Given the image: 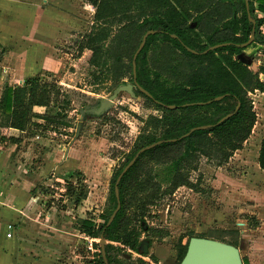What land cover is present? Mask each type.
<instances>
[{
  "label": "trees",
  "instance_id": "trees-1",
  "mask_svg": "<svg viewBox=\"0 0 264 264\" xmlns=\"http://www.w3.org/2000/svg\"><path fill=\"white\" fill-rule=\"evenodd\" d=\"M257 2L258 9L264 12V0ZM91 3L97 26L82 36L78 47L91 49L92 83L100 78L97 70H105L112 87L124 83L126 77L133 82V54L143 34L153 31L147 34L135 58V80L150 95L137 87L134 90L135 95L144 97L161 113L144 119L133 147L124 153V159L113 171L99 221L88 213L77 220V229L92 241L95 249L83 264H125L131 253L140 251L143 230L150 238H162L168 233L147 224L150 207L178 186H192L188 174L196 168L198 157L204 155L224 162L251 134L256 111L248 93L255 89L264 91V81L236 55L245 48L241 44L250 34L258 33L262 19L253 13L252 0H248V9L245 0H91ZM188 5L192 6L194 16L187 12ZM189 18L193 19V26L188 24ZM218 43L226 44L208 48ZM2 53L0 47V56ZM62 96L55 82L38 76L20 85H5L0 96L1 124L19 130L29 125L42 130L69 126L70 120H64L63 112L69 100L66 96L61 99ZM216 96L221 98L216 100ZM51 103L58 107L55 114L39 115L32 109L34 105L48 107ZM203 107L212 113L200 110ZM33 117H41L43 123L33 121ZM199 125L205 127L183 136ZM151 143L154 145L139 152L117 180L136 152ZM258 161L264 170V138ZM153 165L164 166L166 187L162 188L155 179ZM115 187L120 207L108 222L117 205ZM65 193L74 196L78 203L86 196V188L66 182ZM102 240L104 253L100 248ZM185 249L186 242L180 239L176 264ZM135 262L150 264L143 253Z\"/></svg>",
  "mask_w": 264,
  "mask_h": 264
},
{
  "label": "rangeland",
  "instance_id": "rangeland-1",
  "mask_svg": "<svg viewBox=\"0 0 264 264\" xmlns=\"http://www.w3.org/2000/svg\"><path fill=\"white\" fill-rule=\"evenodd\" d=\"M73 1L81 9L79 19L82 20L83 28L69 29L68 35L62 38V44L53 52H61L66 57L67 62H62L64 71L61 72L66 73L67 81L75 87L60 84L58 74L53 72L41 76L49 82H55L69 100V106L63 112L66 114L64 120H70V131L62 125L53 132H42L35 128L32 134L24 133L25 140L19 143L21 161L25 156L29 157L28 162L27 159L23 161V167L30 173L34 171L36 177L32 193L36 196L41 214L48 211L66 221L61 227L67 230L66 240H60L62 245L59 247L53 245L54 253L57 254L54 264H83L92 257L95 251L91 246L92 241L83 234L77 236V220L88 213L99 221L98 214L107 192L105 188H108L113 171L124 159V153L133 147L135 138L142 131L144 119L150 114L161 113L144 97L135 95L134 88V94L125 89L114 92L117 86H111L112 81L105 70H95L100 78L92 83L91 72L94 68L87 60L89 51L82 54L78 63L72 61L80 55L77 45L91 26L93 13L91 0ZM255 1L252 0L253 7ZM255 39L242 51L251 60L252 69L264 66V53L258 51L257 45H264V37L258 32ZM124 81L130 82L128 77ZM259 104L257 109L264 107V101L260 100ZM49 107H53V103ZM200 110L212 113L206 107ZM54 111L55 114L58 107ZM251 140L255 139L250 138L224 162L199 156L196 168L188 174L192 186H178L150 207L147 222L152 221V225L149 223L151 226L168 233L162 238H150L149 233L143 230L139 245L142 251L132 253L126 263L136 264V258L143 253V257L149 258L150 264H162L157 253L160 255L161 249L169 247L175 258L172 264H176L180 241L176 240V236L181 234L184 236L183 241L197 235L232 243L238 247L244 264H264V174L255 163L257 140ZM75 143L77 151L72 152L71 158L67 156L70 161H66L67 158H63L65 149L73 147ZM67 170L73 171L69 174ZM64 173L67 178L63 177ZM153 173L161 187H166L167 182L163 180L164 166L153 165ZM66 182L86 188V197L80 203L76 204L74 196L65 193ZM48 218L43 222L48 224L55 219H51V215ZM41 229L44 232L64 233L57 226L48 228L46 225ZM0 243L2 246L8 243L4 231ZM119 258L123 261L121 256Z\"/></svg>",
  "mask_w": 264,
  "mask_h": 264
},
{
  "label": "crops",
  "instance_id": "crops-1",
  "mask_svg": "<svg viewBox=\"0 0 264 264\" xmlns=\"http://www.w3.org/2000/svg\"><path fill=\"white\" fill-rule=\"evenodd\" d=\"M257 4L258 2L255 1L253 13L256 17L261 12ZM92 12L91 26L86 33L93 31L97 26L94 20V6ZM187 12L192 13V16H194L192 6L188 7ZM80 16L81 9L77 7L73 0H0V47L3 49V53L0 56V96L5 85H20L28 78L34 76L43 79L41 76L48 72L58 74L60 84L75 87L67 81L66 73L62 74L61 72L64 71V66L61 67L62 62H67L66 57L61 52H53V50H57L58 45L62 44V38L68 35L69 29L83 28L82 20L80 21L79 19ZM188 24L190 26L194 25L192 18H189ZM260 28L259 25L258 32L264 37ZM250 35H252L251 42L256 41L255 38L258 33L255 35L253 32ZM257 45L259 46L258 51L264 53V45L261 43ZM247 46L241 47L246 48ZM78 51L80 55H78L76 60L73 58L72 61L78 63L82 58V54L89 51L90 53H87L89 62L92 53L91 49L84 47L79 50L78 47ZM243 55L246 56L244 53ZM250 63H252L251 60ZM250 63H246L249 68ZM261 68H264V66L261 65L256 69H250L254 72L257 71L259 79L264 81V70H261ZM248 95L256 111V120L251 134L243 142V145L250 141V138L257 140L256 153L254 154L255 163L257 169L264 174V170L261 169L258 161L259 149L264 138V107L261 106V108L257 109L258 105H260L259 101H264V91L255 89L249 92ZM32 109L39 115L45 113L54 114L56 107L34 105ZM2 117L3 113L0 110V236L3 238L4 231V237L8 243L4 246L0 243V264H54L57 254L55 255L54 253L53 245L56 244L59 247L62 245L60 240H66L67 230L61 228L66 221H63L59 216H53L48 211L45 214H41V208L37 206L36 196H33L34 193H32L36 178L34 171L30 173L29 170L24 169L23 161L27 159L28 162L29 157L24 154L25 157L21 161L19 151V143L25 140L23 134L27 132L32 134L35 127L29 125L24 130H19L1 124ZM32 120L43 123L41 117H33ZM65 127L70 131V125L63 126V128ZM39 130L42 132L55 131L51 128ZM36 137H38V134H36ZM255 140L251 141L254 142ZM76 146L77 143L73 147L66 148L63 158L66 159L67 156L70 157L73 154L72 152L77 151ZM66 161H70V159L67 158ZM67 171L70 174L73 170ZM66 173H64L63 177L66 176ZM104 186L101 188L104 189ZM106 191L107 189L105 188ZM50 209L55 208L51 207ZM38 214L44 217H38ZM50 215L52 216L51 219H55L48 224L44 223L50 219L48 218ZM80 217L84 216L81 215ZM149 223L153 224L152 221ZM149 223L148 225H150ZM45 224L48 228L57 226L60 228L58 230L64 233L44 232L41 227H45ZM75 229L79 232L77 236L80 237L83 233L77 227ZM73 236H76V234H73ZM183 237V235L179 234L176 236V240L182 239V242L185 243L187 239L183 241ZM151 238L154 237L151 236ZM157 258L162 264H172L175 260L169 247L161 249L160 255L157 253Z\"/></svg>",
  "mask_w": 264,
  "mask_h": 264
},
{
  "label": "water",
  "instance_id": "water-1",
  "mask_svg": "<svg viewBox=\"0 0 264 264\" xmlns=\"http://www.w3.org/2000/svg\"><path fill=\"white\" fill-rule=\"evenodd\" d=\"M245 3H246V8L248 9V0H245ZM149 32H153V31L149 30L143 34L142 39L133 54V58H132L133 82H126V83L119 84L114 90V92L125 89L134 94L133 88L137 87V88H140L144 93L149 94V92L145 90L144 88H142L135 80V71H136L135 58H136L137 53L143 47L146 36ZM251 40H252V35H250L249 39L246 42L242 43L241 46L248 45L251 42ZM224 44L226 43H218V44L211 45L208 48L214 49ZM237 58L244 63H250V60L247 57H245L242 52H239L237 54ZM220 98L221 96L215 97L216 100ZM168 107L172 108L174 107V105H168ZM228 115L229 114L224 115L220 120L225 119L226 117H228ZM204 127L205 125L191 127L190 130L184 133L183 136L187 135L189 132L195 130L196 128H204ZM157 142H160V141H157ZM153 145L154 143H151L149 145H146L145 147L140 148L139 151L136 152V154L123 167L121 173L118 175L117 180H119L121 175L135 161L139 152L145 149H148L152 147ZM115 195L117 198V205L115 209L112 211L111 215L109 216L108 222H110L114 218L116 211L120 207L117 187H115ZM103 242L104 241L102 240L100 243V248H101L102 253H104V245H103L104 243ZM178 264H243V260L240 255V251L236 245L229 243V242L219 240V239H215V238L194 235L188 238L184 255L182 256Z\"/></svg>",
  "mask_w": 264,
  "mask_h": 264
},
{
  "label": "built area",
  "instance_id": "built-area-1",
  "mask_svg": "<svg viewBox=\"0 0 264 264\" xmlns=\"http://www.w3.org/2000/svg\"><path fill=\"white\" fill-rule=\"evenodd\" d=\"M258 18L262 19V22L260 24V31L261 33L264 35V12H259L258 15H257Z\"/></svg>",
  "mask_w": 264,
  "mask_h": 264
},
{
  "label": "flooded vegetation",
  "instance_id": "flooded-vegetation-1",
  "mask_svg": "<svg viewBox=\"0 0 264 264\" xmlns=\"http://www.w3.org/2000/svg\"><path fill=\"white\" fill-rule=\"evenodd\" d=\"M187 240H188V238H187ZM187 240H186V243H187Z\"/></svg>",
  "mask_w": 264,
  "mask_h": 264
}]
</instances>
